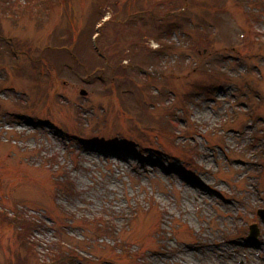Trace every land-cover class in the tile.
Wrapping results in <instances>:
<instances>
[{"label": "rangeland", "instance_id": "374dc122", "mask_svg": "<svg viewBox=\"0 0 264 264\" xmlns=\"http://www.w3.org/2000/svg\"><path fill=\"white\" fill-rule=\"evenodd\" d=\"M105 1L104 20H120L123 32L111 21L99 45L107 40L118 46L110 55L149 72L90 76L72 56L48 53L69 31L80 36ZM158 2L40 0L27 9L28 0H0V209L12 216L20 204L38 225L20 234L0 221V264L19 255L46 264L60 234L81 258L108 246L97 264H264V0H170L171 19L162 12L169 3ZM203 37L212 46L199 52ZM83 44L99 57L88 36ZM253 101L261 118L249 121ZM87 145L124 158L91 155ZM74 216L112 220L114 231L82 242L89 231ZM119 236L129 255L114 250ZM240 241L261 244L233 261L225 253L244 249Z\"/></svg>", "mask_w": 264, "mask_h": 264}, {"label": "trees", "instance_id": "16d2710c", "mask_svg": "<svg viewBox=\"0 0 264 264\" xmlns=\"http://www.w3.org/2000/svg\"><path fill=\"white\" fill-rule=\"evenodd\" d=\"M34 1L35 0H30V3L34 2ZM134 1H136V0H134ZM105 4H106V2H103L102 6ZM113 5H116V3L113 2ZM97 7H99V9H96L95 12L89 17L88 24L84 29H82L80 36L76 32L69 31L68 38L65 40L59 41L58 45H60V46L64 45V44L69 45V47H71V49H73L72 52L74 54H76V56H78L79 60L82 63H84L85 65L89 66L90 68H105V65L103 62L104 59H101V57L96 58V57L90 55L87 48L83 44V38L84 37H87V36L92 37V35L96 32L95 31V23L97 21H99L103 16V11H101V9H100V4H98ZM145 11L153 12L150 10H145ZM130 15H131V13H130ZM110 22H111V24H113L116 27V32H118V34L120 36V34L123 32V28L120 25L121 21L118 19H112V20L106 22L101 27L100 32H102V36H104V34L105 35L107 34L108 31L107 32H105V31H106V28ZM119 27L122 29H119ZM0 31H2V30L0 29ZM75 33L78 36V42L74 45V44H72V40L74 39ZM140 34H141V32L137 31L136 38H138ZM122 40L123 41L127 40V36L125 35V33H124ZM122 40L119 39L118 42L122 43ZM100 47L102 49L103 54L106 55V58L109 61V64H110L109 69L113 71V74L116 76H123L125 78L128 75L127 67H129V64H125L123 62L124 59H122L121 55H119V59H117L115 57V55H110L111 48H117L118 49V46L111 45V44L107 45V40H105V41L101 42ZM48 53L54 54L56 56L59 55L61 57L65 56V55H67V56L70 55V52H68V51L62 52V51H58L57 49L50 50ZM122 53H123V51H122ZM9 214L10 213L8 212V210H6L5 207L2 208L0 210V221L20 228V234L25 232L26 230L32 228V225L35 224V222H32L31 220L26 218L25 214L17 206L15 207L14 215L10 216ZM30 244H33V242L31 241ZM67 254L68 253L62 249L60 252V255L56 256V259L59 260V262H61L63 259L68 258ZM15 264H30V261L28 260V258L19 255L17 257Z\"/></svg>", "mask_w": 264, "mask_h": 264}, {"label": "bare ground", "instance_id": "6f19581e", "mask_svg": "<svg viewBox=\"0 0 264 264\" xmlns=\"http://www.w3.org/2000/svg\"><path fill=\"white\" fill-rule=\"evenodd\" d=\"M199 116L207 117V113L206 112H202V113H200ZM86 150L89 151V154L96 155V156L97 155H101L100 151H102V152L105 153L106 158H108V160H111L112 162L113 161H117V159L120 157L118 155H117V157H114L113 156V151L110 152L109 150H107L105 148H98L97 146H94V145H87V149ZM91 158H93V157H91ZM122 158H124V157H122ZM193 184L194 183H192L190 181H188V182H186L184 184L183 189H184V191H186V194H189V193L193 192V190H192ZM203 194H205V193H203ZM196 197H199V196L194 193V197L193 198H196ZM240 244H241V247H245V248L244 249L242 248L240 251L227 252V253H225V255L227 257L231 258L233 261H236L239 257H242L244 255L245 256L248 255L247 253L250 252L253 248H259L261 243L258 241V242H254L253 245H246V243H243L242 241H240Z\"/></svg>", "mask_w": 264, "mask_h": 264}, {"label": "water", "instance_id": "95a60500", "mask_svg": "<svg viewBox=\"0 0 264 264\" xmlns=\"http://www.w3.org/2000/svg\"><path fill=\"white\" fill-rule=\"evenodd\" d=\"M256 226V225H255Z\"/></svg>", "mask_w": 264, "mask_h": 264}]
</instances>
